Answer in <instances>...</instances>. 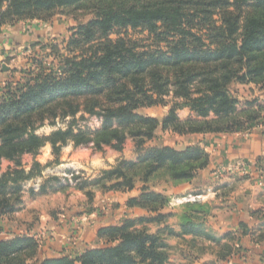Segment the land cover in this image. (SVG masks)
<instances>
[{"label":"trees","instance_id":"1","mask_svg":"<svg viewBox=\"0 0 264 264\" xmlns=\"http://www.w3.org/2000/svg\"><path fill=\"white\" fill-rule=\"evenodd\" d=\"M84 3L93 17L71 35L78 53L63 56L58 70L48 68L42 61L47 49L51 50L47 57L59 54L54 44L39 39L24 49L28 52L24 62L11 71L19 78L12 81L9 76L0 86V216L20 209L24 180L43 169L34 160L27 170L22 156H35L46 144L55 159L69 143L120 151L131 138L139 149L158 126L183 135L234 132L264 124L260 102L255 98L244 103L256 110L238 108L239 100L230 90L236 82L264 86V0H0V26L24 19L47 22L56 11ZM137 27L154 33L153 46L110 38L117 29ZM167 96L174 102L163 117L141 111L166 105ZM185 107L193 114L181 120L177 110ZM86 114L98 117L100 126H80L78 120ZM56 120L66 121V127L46 135L36 133L45 122L55 125ZM3 159L12 163L4 171ZM207 163L208 154L200 145L183 150L152 145L136 161L121 158L93 181H81L78 189L102 183L108 191L132 190V172L138 165L144 167L138 177L143 182L163 170L173 180H188ZM146 188L142 185V192L125 205L150 214L100 227L98 246L76 256L38 259L36 240L15 235L0 239V264H165L170 245L146 225L165 219L162 210L169 199ZM182 219V234L202 233L221 243V238L193 225L190 214ZM226 237L233 239L230 233ZM232 250L226 241L218 254L224 258Z\"/></svg>","mask_w":264,"mask_h":264},{"label":"crops","instance_id":"2","mask_svg":"<svg viewBox=\"0 0 264 264\" xmlns=\"http://www.w3.org/2000/svg\"><path fill=\"white\" fill-rule=\"evenodd\" d=\"M51 25V22L38 19L20 20L13 24L1 25L0 66L4 59L14 58L21 53V50L35 41L45 39L49 29L56 33L57 26ZM249 86L254 91H251L250 96L246 98H256L260 103L264 102V86L260 87L252 83ZM235 92L237 93V90ZM236 96L239 101L245 98L240 95ZM145 113L157 118L166 114L156 116L146 111ZM181 113L185 115L181 116ZM188 113L187 108H182L177 112L181 119H185ZM150 141L153 142V144H148L150 146L162 144L178 150L200 145L208 154L207 165L199 169L196 177L168 182L169 187L164 191L170 203L167 207H169V212L180 215L183 204L180 207L171 200L187 194L199 195V198L191 203L197 202L192 205L202 211L204 219L196 221L193 219L192 224L198 223L197 226L210 229L214 236L221 238V243L227 241L231 244L233 252L220 258L218 249H210L194 257L195 261L192 264H264V124H256L249 129L234 132L183 135L163 130L161 126H158ZM73 147L71 144L62 147V156L59 160L60 169L74 167L91 171L90 168L97 161L99 162L98 167L110 168L116 163L117 158L121 156L127 158V149L117 151L110 147H108V156L102 157L95 154L92 157L78 158L75 153L69 154ZM44 149L51 154L49 145L44 146ZM34 160L42 165V171L47 170V163L40 158H33V155L28 162L22 158V163L28 170ZM228 165L233 167V172H225L223 167ZM243 166H246L245 170ZM199 181H201L200 184ZM25 184L29 185V182H23L22 186ZM54 192L48 189V192L42 195L41 200L44 202V207H41L42 201L38 199L40 197H30L27 191L22 190L23 203L20 209L11 215L0 216V239L11 238L15 235L33 237L38 244L36 255L38 259L60 255L76 256L87 248L99 245L97 231L100 227L118 224L124 217L148 214L143 208H129L125 205L126 199L129 196H136L138 189L124 192L109 190L101 209L96 206L95 211L73 217H70V214L58 212V206L53 202L54 197L56 195L64 197V195ZM55 205L56 211L54 212L53 206ZM167 207L165 210H168ZM99 211L102 214H108L100 216ZM178 220L179 218L176 217L175 225H173L176 230L180 229ZM228 233L233 236V239L226 237ZM71 236H75L76 240L72 242ZM185 236L189 242L194 241L192 234ZM205 242L208 243L206 240ZM171 243H178V239H173ZM173 254L170 264L183 261L181 256L182 260L180 258L178 261L173 260L177 257Z\"/></svg>","mask_w":264,"mask_h":264},{"label":"rangeland","instance_id":"3","mask_svg":"<svg viewBox=\"0 0 264 264\" xmlns=\"http://www.w3.org/2000/svg\"><path fill=\"white\" fill-rule=\"evenodd\" d=\"M92 17H93L92 13L90 12V9L86 3L80 5L76 8L67 7V8H63L61 10L56 11V13L48 21V22H51L52 25L57 26L56 33L52 32V29H49V31L47 32V35H45L46 38L40 39V40H43L42 42L47 43V44L48 43L54 44L56 47L55 52L57 54H59V56L53 57L50 55L49 57H47V55H49L51 53V50L48 51V49H47V52L45 53L44 58L42 59L43 64L45 66H47L48 68H54V70H58L57 68H59V66H58L59 62L63 56H72V54L78 53L79 49L77 47H75L74 44H72V42H71V39H70L71 35L75 31L74 28L76 26L85 24L87 21L92 19ZM215 18H218V16H215ZM24 20H28V19H24ZM118 37L128 39L129 41L135 43L137 46H144L145 48H147L149 46H153L154 33L149 32L148 29L137 27V28L117 29V31L112 32L110 35V38H112V39H116ZM27 47H29V46H27ZM27 54H28V52L24 51V49H23V50H21V53L18 54V56H15L14 58H11L9 60L4 59L2 66H0V86L3 85L4 80L9 76H10V79H12V81L17 80L19 78V74L15 73V72H14V74H12L11 71L15 68H18L22 64V62H24L25 56ZM35 65L36 64H32V66H35ZM230 90L232 91V93L234 95L236 94V95L244 96L245 98H246V96H250L251 91L252 92L254 91V89H252V87H250L249 84H241V83H237V82L233 83L231 85ZM235 90H237V93L235 92ZM245 98L242 101H239V105H238L239 107L238 108L242 107L243 105L245 106L244 103L252 100L251 97L246 98V99ZM166 102H167L166 105H155V106H151V107H145V108H142L141 111L144 113L146 111L147 113H150V114H153L156 116H160L161 114L166 113L168 111L169 107L174 102V99L172 98V96H167ZM240 102H242V104ZM259 106L264 108V102H261L259 104ZM185 108H187V107H185ZM245 108L248 110H256L257 109L254 106H253V108H255V109H251V106H248V105H246ZM179 110L180 109H178L177 112ZM261 111L263 112L264 110H261ZM262 112H261V115H262ZM192 114L193 113L189 110V113L186 116L189 117ZM184 115H185L184 113H181V116H184ZM181 120H183V119H181ZM258 121L262 122L263 119L260 118ZM66 124H67V122L63 121V120H56L55 125H51L48 122H45L44 125H42L36 129V133H38L40 135H46L58 127L65 128ZM78 124L80 126H83V127L87 126L91 129H93V128H97L100 126V121H99L98 117H96L94 115L89 116L88 114H86L85 119L78 120ZM258 124H261V123H258ZM70 144L71 143H69L68 145H70ZM148 144H153V142L149 140L141 148L138 149L136 147L135 140L128 138L125 141V145L123 146V148L127 149V155H126L127 158H124V156H121V158H124V159L129 158L128 160L136 161L137 158L139 159L143 155L144 148ZM46 145H49V144H46ZM148 146H150V145H148ZM70 153L71 154L75 153V155H77L78 158L92 157L95 154L101 155L102 157H105V156H108V147H104V149H102V150H95L91 145L76 146V147H73V150L70 151L69 154ZM61 156H62V153H60V155L57 158L55 157V159H54V157L50 153L46 152V150L44 149V146H43L38 151V153L35 156H33V158H35V157L40 158V160L45 161L48 165L47 170L45 172L41 170L40 174L39 173H38V175L36 174V176L41 175V183H40L41 188L39 187L38 190H34V189L30 188L28 186V184H25V186L24 185L22 186V190L27 191L29 193L30 197H40V198H38L40 200L42 199V195H44L45 193L48 192V189L55 191L54 193H56V192L62 193V195H64V197L60 196V195H56L54 197L53 202H54V204H56L58 206L57 210L59 213L70 214V217L79 216L82 213L86 214V213H90L92 211H95L96 206L100 207L99 209H101L102 205L104 204V201L106 200L105 195L108 192V190H106V188H105L106 185H103L102 183L92 184L90 186H87L83 190H79L78 184L81 181H87V182H90L91 180L93 181L95 178H97L98 176L101 175L102 170L108 169V167L107 168L98 167L99 162L97 161L94 164V166H92L90 168L91 171H87V170H83L81 168H78V170L81 173L80 179L77 181L73 180V183H70L69 180L67 179V177H63V175L56 174V168H60L59 160H60ZM22 158H23V160L28 162L31 160V154H28V155L24 154L22 156ZM121 158L120 157L117 158V161ZM3 160L4 161H2V169L6 170L7 167L12 166L11 162H9L6 159H3ZM117 161H116V163H117ZM106 164L108 165V161H106ZM115 164H113V165H115ZM143 168H144L143 166L138 165L135 167V169L132 172L134 180H135V185H134L133 189H135V190L138 189V193L136 194V196L142 192V190H141L142 185H146V187H147L146 189L148 191H155V192H159L163 195H167L164 193V191L167 190L169 187L168 182L170 180H173V179H171V177L168 175L166 170L162 169L163 171H158V172L154 173L146 182H143L142 180L138 179V177L140 176V174L143 171ZM73 169H74V167H67V169H65V170L67 171V170H73ZM223 169L226 170L225 172H233L234 171L233 167L231 165L223 167ZM51 171H53V172H51ZM198 173H199V169L196 171V173L194 174L193 177H196ZM58 178H60V179H58ZM28 180H24V182L25 181L27 182ZM104 183H106L107 185L109 184L108 181H105ZM198 183L200 184L201 181H199ZM58 188H60V189H58ZM87 191L91 193L90 196L86 195ZM129 191H132V190H129ZM187 195H183L179 198H174V200L173 199L171 200L172 202L179 204L180 207L182 206L181 204H183L182 211H181L180 215H176L173 212H169V207H167V206L170 203H168V204H166V206L162 210L163 213L167 214L165 219L162 220V222H160V223H149L146 225L149 232L159 231V233L161 234L164 241H166V243H168L170 245L168 259L165 262V264L171 263L170 259L172 257V253H174L173 255L177 256L176 258L173 259L175 261H178V259L179 258L181 259V257H182L183 261H180L178 264H192L195 261L194 257L200 255L201 253H205V251H208L210 249H212V250L219 249V247L221 245V243L218 244L214 240H211V242H210V239H207L202 233H200L196 237H194L193 242H189L187 237L185 236L187 234L181 233V226L184 223V221L182 219L183 215L190 214L193 217V219H195V221L200 220V219H202V220L204 219L203 218L204 215L202 214V211H200V209H198L197 207L192 205V203H197V202H192V203L191 202H188V203L183 202V203H181L180 201H178V199L183 198L184 196H187ZM130 197H133V196H129L127 199H129ZM21 202L23 203L22 194H21ZM41 203H42L41 207H44V202L42 201ZM186 204H190L191 206H186ZM56 205L53 206L54 212L56 211ZM61 206H63V209H61ZM166 207L168 210H165ZM70 208L72 209L71 212H70ZM99 214L101 216V215H105L108 213L102 214L99 211ZM149 214L150 213L148 212L147 215H149ZM147 215H142V216H147ZM6 217L8 218V220H10L8 216H6ZM128 217L134 218V217H139V216H134V217L128 216ZM128 217H124V218H128ZM176 217L179 218V220H178V222L180 223V229L179 230H176L175 227L173 226V225H175ZM71 220H72V218H71ZM197 224L198 223H195V225H197ZM197 228L202 229L203 231L206 230L208 233L212 234V231L210 229H208L207 227H204V226L200 227L198 225ZM169 229L171 231H169ZM173 239H178V243H176V244L171 243V241ZM205 240L208 241V243H206Z\"/></svg>","mask_w":264,"mask_h":264},{"label":"built area","instance_id":"4","mask_svg":"<svg viewBox=\"0 0 264 264\" xmlns=\"http://www.w3.org/2000/svg\"><path fill=\"white\" fill-rule=\"evenodd\" d=\"M242 168L245 170L246 166H243ZM65 169H67V167H64L63 169L56 168V174L63 175V177H67V179L69 180L70 183H73V180L74 181L78 180V178H74L75 175L81 176L80 175L81 173L77 168H74L73 170H67V171ZM51 172H53V171H51ZM27 182H29L28 186L30 188H32L34 190H38L40 187V183H41V175L36 176L35 178L28 180ZM198 198H199V195H187V196H184L183 198L178 199V201H180L181 203L191 202V201L197 200ZM70 239L72 242L74 240H76L75 236H71Z\"/></svg>","mask_w":264,"mask_h":264}]
</instances>
